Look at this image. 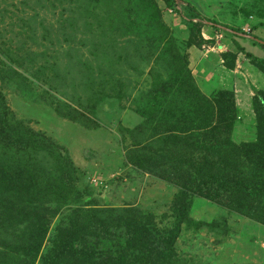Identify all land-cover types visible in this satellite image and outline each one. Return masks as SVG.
<instances>
[{
	"label": "rangeland",
	"instance_id": "374dc122",
	"mask_svg": "<svg viewBox=\"0 0 264 264\" xmlns=\"http://www.w3.org/2000/svg\"><path fill=\"white\" fill-rule=\"evenodd\" d=\"M154 1L168 35L151 29L142 7L136 6L134 13L120 0H0V74L6 75L0 79V91L6 105L16 120L65 148L80 177L76 185L80 201L71 199L53 218L42 255L48 252L68 207L136 209L153 216L159 226L172 223L170 207L177 188L136 168L129 156L152 140L145 107L154 102L155 73L167 79L169 63L163 52L168 45L188 61L203 94L234 93L237 114L230 139L238 145L256 140L251 91L255 95L264 88V73L239 48L264 59V22L260 21L264 18L257 15V0H181L179 9L184 14H189L191 5L206 21L202 36L214 45L201 47L188 44L184 18L163 0ZM244 8L252 15L246 16ZM121 9L129 13V21L136 22L130 30L119 28L116 10ZM212 23L238 31L217 30ZM253 42L254 51L249 46ZM227 54L236 55L231 71L223 57ZM210 59L225 69L218 70L209 81L212 87L205 88L198 78ZM99 82L104 86L100 99L95 97L101 90L96 86ZM118 90L122 93L115 95ZM64 105L88 114L99 127L88 129L80 120L61 117L57 108L64 112ZM38 160L45 169L48 159L41 154ZM190 216L204 223L223 219L228 233L219 235L207 228L183 232L175 248L182 264H264L260 223L198 197L193 199ZM12 242L0 239V264H24L9 250L15 245ZM35 264H41L40 257Z\"/></svg>",
	"mask_w": 264,
	"mask_h": 264
},
{
	"label": "trees",
	"instance_id": "16d2710c",
	"mask_svg": "<svg viewBox=\"0 0 264 264\" xmlns=\"http://www.w3.org/2000/svg\"><path fill=\"white\" fill-rule=\"evenodd\" d=\"M120 1L133 7L134 13L136 6L142 7L151 29L168 35L154 0ZM180 1L163 0L184 18L190 35L188 44L214 45L202 36L206 21L191 5L187 6L189 14H184L179 9ZM257 2V15L264 18V0ZM242 11L246 16L253 13L245 8ZM116 14L119 28L130 30L136 24L122 9ZM212 26L238 31L216 23ZM167 47L163 52L169 63L167 79L155 73L154 102L145 107L148 126L153 129L152 142L129 153L136 168L177 188L170 207L173 221L167 226L157 225L153 216L136 209L118 212L93 205L68 207L69 213L57 226L48 252L42 255L53 218L71 199L80 201L76 190L79 171L65 148L16 120L0 91V239L15 243L9 250L24 259V264H35L39 257L41 264H182L175 248L183 232L207 228L219 235L228 233L223 219L211 223L193 220L190 213L195 197L264 226V91H256L251 102L256 140L238 145L230 139L237 114L234 93L221 90L210 96L203 94L188 61ZM239 49L264 73V59ZM223 57L232 70L236 55ZM5 78L0 74V79ZM103 81L107 83L105 78ZM96 86L101 90L95 97L100 99L104 86L102 82ZM119 91L115 95L122 93ZM64 107V112L57 108L61 117L80 120L88 129L99 127L88 114L70 105ZM41 154L48 159L45 169L38 160Z\"/></svg>",
	"mask_w": 264,
	"mask_h": 264
},
{
	"label": "crops",
	"instance_id": "0c3cea01",
	"mask_svg": "<svg viewBox=\"0 0 264 264\" xmlns=\"http://www.w3.org/2000/svg\"><path fill=\"white\" fill-rule=\"evenodd\" d=\"M260 21L261 22H264V19H260ZM250 49H253V51L254 50H257V48H256V45L254 44V42L253 43H250ZM246 48V47H245ZM248 51V50H247ZM248 52H250V51H248ZM251 53V52H250ZM221 60V59H220ZM212 60L210 59V60H208L207 61V63H204V65H205V67L206 68H202L201 67V70H200V73H199V81H200V84L202 85V86H204L205 88H210V87H212V85L210 84V82L209 81H212V79L216 76V72L219 70L220 72H224V70L223 69H225L224 68V65L223 66H220L221 65V63H218V61L215 59L214 61H212ZM192 62V65H194L193 63V61H191ZM197 65V64H196ZM231 71V70H230ZM257 76V75H256ZM259 77V76H258ZM238 86V85H237ZM239 87V86H238ZM241 87V86H240ZM244 88V87H243ZM257 90H263L264 91V88H260V89H257ZM245 91V90H244ZM253 94V96H254V93H253V90L251 91V95ZM244 95H248L247 93H246V91L244 92ZM248 97V96H247Z\"/></svg>",
	"mask_w": 264,
	"mask_h": 264
}]
</instances>
